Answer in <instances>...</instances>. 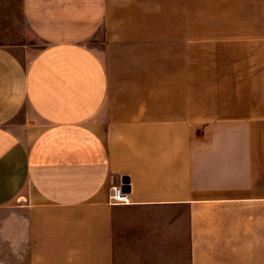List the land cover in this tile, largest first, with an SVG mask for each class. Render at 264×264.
I'll use <instances>...</instances> for the list:
<instances>
[{
    "label": "crops",
    "instance_id": "1",
    "mask_svg": "<svg viewBox=\"0 0 264 264\" xmlns=\"http://www.w3.org/2000/svg\"><path fill=\"white\" fill-rule=\"evenodd\" d=\"M17 12L49 42L0 44V258L264 264V0Z\"/></svg>",
    "mask_w": 264,
    "mask_h": 264
},
{
    "label": "rangeland",
    "instance_id": "2",
    "mask_svg": "<svg viewBox=\"0 0 264 264\" xmlns=\"http://www.w3.org/2000/svg\"><path fill=\"white\" fill-rule=\"evenodd\" d=\"M0 44L11 45L18 44L21 41H26L28 46H15L13 48L19 49V55L24 59H28L30 55L37 51V49L44 48L48 45V39L45 36L35 35L30 28H28L25 22L22 21V13H14L10 15L0 16ZM103 31L102 29L94 36L87 40L90 46L101 49ZM0 264H10L6 256H1Z\"/></svg>",
    "mask_w": 264,
    "mask_h": 264
},
{
    "label": "built area",
    "instance_id": "3",
    "mask_svg": "<svg viewBox=\"0 0 264 264\" xmlns=\"http://www.w3.org/2000/svg\"><path fill=\"white\" fill-rule=\"evenodd\" d=\"M110 203H112L113 205H122L129 203V196L125 192L123 186H116L112 189Z\"/></svg>",
    "mask_w": 264,
    "mask_h": 264
}]
</instances>
